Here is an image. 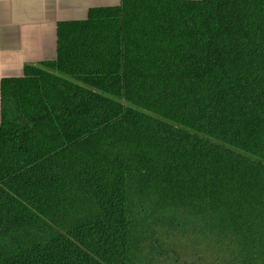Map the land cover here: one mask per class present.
I'll return each mask as SVG.
<instances>
[{"label":"trees","instance_id":"1","mask_svg":"<svg viewBox=\"0 0 264 264\" xmlns=\"http://www.w3.org/2000/svg\"><path fill=\"white\" fill-rule=\"evenodd\" d=\"M1 85L0 264H264V0H122Z\"/></svg>","mask_w":264,"mask_h":264},{"label":"crops","instance_id":"2","mask_svg":"<svg viewBox=\"0 0 264 264\" xmlns=\"http://www.w3.org/2000/svg\"><path fill=\"white\" fill-rule=\"evenodd\" d=\"M122 0H0L1 85L22 78L26 66L57 59L58 26L86 21L92 9L120 6Z\"/></svg>","mask_w":264,"mask_h":264}]
</instances>
